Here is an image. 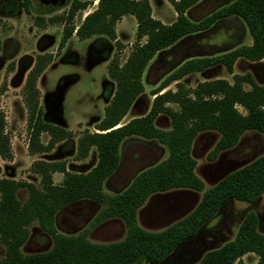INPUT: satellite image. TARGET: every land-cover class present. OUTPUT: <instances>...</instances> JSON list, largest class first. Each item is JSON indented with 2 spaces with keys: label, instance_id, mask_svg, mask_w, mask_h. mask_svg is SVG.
Listing matches in <instances>:
<instances>
[{
  "label": "trees",
  "instance_id": "16d2710c",
  "mask_svg": "<svg viewBox=\"0 0 264 264\" xmlns=\"http://www.w3.org/2000/svg\"><path fill=\"white\" fill-rule=\"evenodd\" d=\"M16 1L29 14L28 0ZM166 1L175 12L171 24L152 17L149 0H98L95 10L77 28L73 19L77 12L89 6L88 1L71 0L62 15L34 17L37 27L62 24L58 52L73 34L79 41L105 36L119 46L115 26L124 16H132L136 21L135 41L123 64L118 55L108 63L106 71L115 85L114 93L104 108L102 120L95 126L96 131H85L77 140L76 158H86L94 148L97 156L94 167L87 173L75 174L68 172L64 163L36 161L31 169L39 176L38 186L0 178V243L5 250L0 264H133L138 259L159 264L212 220L226 203L235 200L251 204L264 194V152L207 189L195 173L196 161L191 155L192 143L201 132L219 134L207 155L209 162L235 147L246 132L264 134V84H257L250 73L233 75L232 83L216 79L192 89L179 82L191 73L217 65L233 74L238 59L264 63V0H233L198 22L190 21L186 12L200 0ZM233 17L245 25L251 37L249 46L218 56L188 59L151 92V106L144 116L121 123L143 93L142 76L156 54ZM53 58L51 54L37 55L22 88L30 155L49 152L55 144L72 137L71 131L46 123L39 105L36 82ZM171 83H175V91L165 90ZM4 91L2 85L0 96ZM160 115L169 119V130L155 126ZM5 127V115L0 110V159L10 162L13 154ZM42 134L48 135L47 144L41 142ZM131 138L156 141L166 148L167 157L137 172L120 192L106 195L103 187L120 166L121 145ZM55 173L63 176L59 184L53 182ZM21 189L27 192L24 201L17 198ZM179 189L202 193L188 215L158 232L146 231L138 225L137 211L151 195ZM82 200L102 205L93 226L118 219L125 226V237L121 241L97 244L88 240L87 229L73 235L59 233L55 227L57 214ZM33 222L51 238L52 244L45 252L23 254L20 248L28 239V226ZM248 253L257 256V264H264V234L258 231V218L253 212L244 217L232 241L206 252L197 264H243L241 258Z\"/></svg>",
  "mask_w": 264,
  "mask_h": 264
},
{
  "label": "rangeland",
  "instance_id": "374dc122",
  "mask_svg": "<svg viewBox=\"0 0 264 264\" xmlns=\"http://www.w3.org/2000/svg\"><path fill=\"white\" fill-rule=\"evenodd\" d=\"M70 1L61 8L40 16L47 18L62 15L67 11ZM82 1H88L90 4L85 10L76 13L73 19L75 28L84 19V11L88 15L97 5L95 4L97 0ZM232 1L200 0L187 10L186 16L190 21L198 22ZM149 3L154 19L164 24H171L175 20V12L166 0H149ZM36 14L39 13L34 10L30 15L18 10L10 17H4L0 13L2 19L0 87L5 85V91L0 96V110L5 115V131L10 137L13 154L10 162L0 159V178L38 186L39 176L31 169L36 161L64 163L66 170L75 174L87 173L96 164L94 148L85 159L76 158L77 140L85 131L95 132V126L103 118L104 108L115 90L114 83L108 78L106 67L115 55H118L120 64L126 61L135 41L136 21L132 16H125L116 25L119 46L105 36H94L79 41L73 34L64 48L58 52L62 24L37 27L34 25ZM250 44L251 37L245 25L233 17L220 21L206 32L184 38L174 46L159 52L144 70L143 93L133 103L121 123L144 116L151 106L153 99L151 92L188 59L218 56ZM47 54L54 57L53 61L46 66L36 82L43 120L71 131L72 137L55 144L49 152L30 155L27 151L28 135L26 110L21 96L22 88L28 72L33 67L35 57ZM245 73H250L257 84H264V63H252L245 59H238L234 63L233 74H229L223 66L217 65L202 72L191 73L179 82L192 89L199 83L216 79L232 83L233 75ZM244 88L249 89L247 85ZM168 89L175 91V83H171L165 90ZM170 107L177 109L175 105ZM238 110L245 114L241 108L238 107ZM155 126L161 130H169V119L160 115L155 120ZM218 139L217 132L205 131L199 133L192 143L191 155L196 161L195 173L204 183L205 189L212 187L224 176L250 163L264 152V134L248 131L242 135L235 147L220 153L213 162H209L207 155ZM48 141V135L42 134L41 142L47 144ZM167 154L166 148L156 141L129 139L121 145L120 166L105 182L103 192L106 195L120 192L137 172L164 160ZM52 178L55 184H59L63 176L55 173ZM201 195V192L187 189L153 194L137 211V223L146 231H161L188 215L197 206ZM26 197L25 189L17 192L20 201H24ZM101 208V204L90 200L70 204L57 214L55 227L59 233L66 235L78 234L87 229V238L92 243L121 241L126 234L122 221L110 219L92 225ZM249 212L257 216L258 231L264 234V194L251 204L231 200L193 237L181 243L159 264H197L206 252L232 241ZM28 231V239L20 248L23 254L45 252L51 247V238L36 222L28 226ZM4 251L0 243V259L4 256ZM241 259L243 264H257L258 261L257 256L252 253L245 254ZM133 264L148 262L145 259H138Z\"/></svg>",
  "mask_w": 264,
  "mask_h": 264
},
{
  "label": "flooded vegetation",
  "instance_id": "af4514ba",
  "mask_svg": "<svg viewBox=\"0 0 264 264\" xmlns=\"http://www.w3.org/2000/svg\"><path fill=\"white\" fill-rule=\"evenodd\" d=\"M68 1L70 0H65L62 4H59V6L53 7V0H28L29 14H26L24 9L19 6L16 0H0V13L1 15H4V17H10L11 15L17 13L18 10L23 11L26 15H30L31 11L34 10L36 11V13H39L35 16H40L42 14L50 13L55 11L56 9L61 8ZM3 48H5V46Z\"/></svg>",
  "mask_w": 264,
  "mask_h": 264
},
{
  "label": "water",
  "instance_id": "95a60500",
  "mask_svg": "<svg viewBox=\"0 0 264 264\" xmlns=\"http://www.w3.org/2000/svg\"><path fill=\"white\" fill-rule=\"evenodd\" d=\"M65 0H53V7L59 6V4H62Z\"/></svg>",
  "mask_w": 264,
  "mask_h": 264
},
{
  "label": "crops",
  "instance_id": "0c3cea01",
  "mask_svg": "<svg viewBox=\"0 0 264 264\" xmlns=\"http://www.w3.org/2000/svg\"><path fill=\"white\" fill-rule=\"evenodd\" d=\"M97 1H98V0H97ZM97 1L95 2V4H97ZM86 14H87V13H85V11H84V15H83V16L85 17ZM124 17H125V16H124ZM124 17H122L121 20H122ZM121 20H120V21H121ZM120 21H119V22H120ZM119 22H118V23H119ZM118 23H117V24H118ZM117 24H116V25H117ZM163 24H164V23H163ZM115 27H116V26H115ZM115 33H116V28H115ZM116 36H117V34H116ZM117 37H118V36H117ZM90 39H91V38H90ZM130 109H131V108H130ZM130 109H129V110H130ZM128 112H129V111H128ZM94 129H95V128H94ZM95 131H96V130H95ZM91 133H92V132H91ZM92 149H93V148H92ZM92 149H91V150H92ZM84 159H85V158H84ZM80 160H82V159H80Z\"/></svg>",
  "mask_w": 264,
  "mask_h": 264
}]
</instances>
